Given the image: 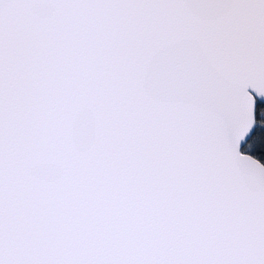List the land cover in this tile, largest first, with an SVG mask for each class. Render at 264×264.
<instances>
[{"label":"snow or ice","instance_id":"1","mask_svg":"<svg viewBox=\"0 0 264 264\" xmlns=\"http://www.w3.org/2000/svg\"><path fill=\"white\" fill-rule=\"evenodd\" d=\"M0 264H264V0H0Z\"/></svg>","mask_w":264,"mask_h":264}]
</instances>
